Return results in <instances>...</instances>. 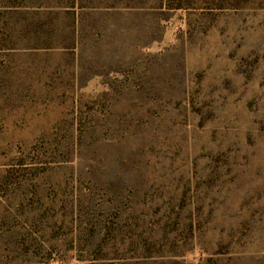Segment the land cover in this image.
<instances>
[{"label":"rangeland","instance_id":"1","mask_svg":"<svg viewBox=\"0 0 264 264\" xmlns=\"http://www.w3.org/2000/svg\"><path fill=\"white\" fill-rule=\"evenodd\" d=\"M0 264H264V0H0Z\"/></svg>","mask_w":264,"mask_h":264}]
</instances>
